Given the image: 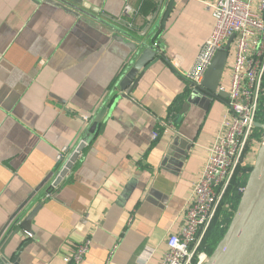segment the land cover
<instances>
[{
  "label": "crops",
  "instance_id": "crops-1",
  "mask_svg": "<svg viewBox=\"0 0 264 264\" xmlns=\"http://www.w3.org/2000/svg\"><path fill=\"white\" fill-rule=\"evenodd\" d=\"M80 1L98 21L44 0H0V243L38 207L31 234L20 230L7 248L30 242L19 264H68L86 240L82 264H159L226 114L223 96L196 95L182 110L192 92L184 75L214 26L205 3L215 0H175L155 31L166 59L148 65L127 99L113 89L132 53L110 31L160 24L164 0H146L147 17L145 0ZM63 147L76 151L70 164L56 160Z\"/></svg>",
  "mask_w": 264,
  "mask_h": 264
},
{
  "label": "built area",
  "instance_id": "built-area-1",
  "mask_svg": "<svg viewBox=\"0 0 264 264\" xmlns=\"http://www.w3.org/2000/svg\"><path fill=\"white\" fill-rule=\"evenodd\" d=\"M205 7L211 13L214 26L184 78L199 85L216 52L233 36L229 51L232 52V62L225 68L227 85L220 84L214 93L215 98L227 93L224 99L226 114L207 148L200 179L185 203L183 224L178 232L167 237L166 250L159 264H203L206 261L207 254L198 251L201 240L217 213L236 168L248 163L247 157L260 145V142H251L246 151L264 98V0H215L205 3ZM178 63L177 58L170 61L175 68ZM152 138L156 139L157 134L154 133ZM75 154L76 151L63 147L56 160L64 165ZM51 186L57 188L54 183ZM88 249L89 241L86 240L67 252L63 259L68 264H82Z\"/></svg>",
  "mask_w": 264,
  "mask_h": 264
},
{
  "label": "water",
  "instance_id": "water-1",
  "mask_svg": "<svg viewBox=\"0 0 264 264\" xmlns=\"http://www.w3.org/2000/svg\"><path fill=\"white\" fill-rule=\"evenodd\" d=\"M44 1L50 4L63 5L71 14L83 15L94 21L99 20V17H97L99 11L80 0ZM174 5L175 0L162 1L160 4L162 12L161 23L152 27L153 22L150 21L145 29L140 32L134 31L123 24L120 25L126 31L111 29L110 27V32L114 33V41L126 46L132 53L131 61L128 63L113 89V91H120L122 98H129V94L136 89L139 79L150 63L155 62L158 57L166 59L160 53L158 43L156 42L157 35L155 31L165 29V23ZM157 14L158 10L154 14V20ZM103 18L106 17L103 16ZM232 40L233 36L216 52L199 85L188 81L192 92L189 95L187 104L183 106V111L187 109L188 104L192 102V98L196 97V95L208 96V99L214 97V93L220 85L226 68ZM138 73L139 75L137 76ZM130 81H133V84L128 89V83ZM219 96L227 97V93L224 92L219 94ZM183 111H181V115ZM105 112L106 109L103 108L96 115L89 128L90 134L96 132L97 125ZM256 128L262 130V138L253 161H250L252 169L247 178L237 209L233 214L225 234L203 264H264V123H257ZM76 157V154L73 155L66 163H72ZM67 170V166L61 169L55 181L56 186L59 185ZM37 209L38 207L28 213L25 211L18 219L16 218V227L6 240L0 243V264L20 263V256L30 242L23 243L12 253H8L7 248L11 241L19 234L20 230L31 234L29 226Z\"/></svg>",
  "mask_w": 264,
  "mask_h": 264
},
{
  "label": "trees",
  "instance_id": "trees-1",
  "mask_svg": "<svg viewBox=\"0 0 264 264\" xmlns=\"http://www.w3.org/2000/svg\"><path fill=\"white\" fill-rule=\"evenodd\" d=\"M152 10H154V4H152L150 1L145 0L142 5V15L144 17H147L148 12H151ZM123 25L134 31L140 29L135 23H130L127 21ZM262 87L264 89V77ZM256 122L260 124L264 123V98L262 99L257 111ZM261 138L262 130L259 128H255L251 135L250 141L248 142L246 151H248L251 142H260ZM251 169L252 166L248 163H245V165L238 166L236 168L233 177L231 178L230 183L227 187V190L223 196L222 202L217 210V213L201 240L198 249L199 252H205L207 255H210L215 249L217 243L225 234L233 217V214L237 209Z\"/></svg>",
  "mask_w": 264,
  "mask_h": 264
},
{
  "label": "rangeland",
  "instance_id": "rangeland-1",
  "mask_svg": "<svg viewBox=\"0 0 264 264\" xmlns=\"http://www.w3.org/2000/svg\"><path fill=\"white\" fill-rule=\"evenodd\" d=\"M250 154V153H249ZM248 154V155H249ZM247 155V156H248ZM254 157H255V153L254 154H252V155H249L248 157H247V159H246V161L248 162V164L250 165L251 163H250V161H253V159H254ZM249 158H250V160H249ZM253 163V162H252ZM209 255H207V257H208Z\"/></svg>",
  "mask_w": 264,
  "mask_h": 264
}]
</instances>
